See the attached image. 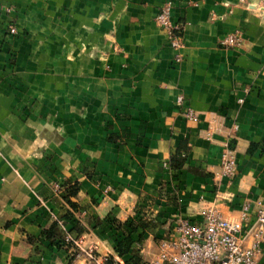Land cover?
I'll list each match as a JSON object with an SVG mask.
<instances>
[{
	"label": "crops",
	"instance_id": "crops-1",
	"mask_svg": "<svg viewBox=\"0 0 264 264\" xmlns=\"http://www.w3.org/2000/svg\"><path fill=\"white\" fill-rule=\"evenodd\" d=\"M165 5L184 25L179 50L155 24ZM228 34L239 44L222 47ZM55 184L77 187L76 209ZM258 202L264 0H0V264H84L66 232L121 259L114 224L199 223L205 204L237 220L248 204V228Z\"/></svg>",
	"mask_w": 264,
	"mask_h": 264
},
{
	"label": "built area",
	"instance_id": "built-area-1",
	"mask_svg": "<svg viewBox=\"0 0 264 264\" xmlns=\"http://www.w3.org/2000/svg\"><path fill=\"white\" fill-rule=\"evenodd\" d=\"M155 24L168 36L174 50L183 47L184 25L171 21L169 5L160 8ZM7 32L10 35L17 34L13 25L7 27ZM239 42L238 34H228L220 41V45L232 48ZM180 60L177 57L174 62L179 63ZM239 102L242 103V100ZM187 117L195 119L191 111ZM206 134L209 136V131ZM235 175V150L229 140L223 146L221 176L232 179ZM53 190L64 200L60 185L55 184ZM249 210L250 205L245 204L237 220H227L214 205L205 204L198 211L201 218L199 223L175 215L168 221L172 232L157 239L155 250L147 252L148 260L141 264H264V204H256L255 220L245 228ZM56 222L65 231L62 222L57 219ZM63 242L73 248L72 259L81 260L84 264H124L119 258L100 253L95 245L86 243L82 237L76 238L66 232ZM137 250L140 254L144 252L143 247H138Z\"/></svg>",
	"mask_w": 264,
	"mask_h": 264
},
{
	"label": "trees",
	"instance_id": "trees-1",
	"mask_svg": "<svg viewBox=\"0 0 264 264\" xmlns=\"http://www.w3.org/2000/svg\"><path fill=\"white\" fill-rule=\"evenodd\" d=\"M183 164V159L180 156H176L172 163V168L179 169ZM77 194V187L75 185L64 189L62 198L70 205L71 208L76 209V205L71 202V198ZM70 218L69 214L64 217V223ZM151 220L144 219L138 216L136 219L127 221L123 225L118 223L115 225V230L121 235H118V241L116 243V253L121 258L124 264H141V257L139 251L133 249V244L142 242L145 233H149L152 226ZM114 223V222H113ZM48 236V235H47ZM53 236L52 234L49 237Z\"/></svg>",
	"mask_w": 264,
	"mask_h": 264
},
{
	"label": "rangeland",
	"instance_id": "rangeland-1",
	"mask_svg": "<svg viewBox=\"0 0 264 264\" xmlns=\"http://www.w3.org/2000/svg\"><path fill=\"white\" fill-rule=\"evenodd\" d=\"M153 215H149L148 216V219L151 220V224L152 226L150 227V231L149 233L152 235V236H156L158 235L159 231H164L165 232V235L163 237H165L166 235L170 234L172 232V228L167 226V227H163L164 225L159 223L156 219V217H152ZM157 239L159 238H156L154 239V243L152 242L150 244V246H147L146 244H144V252L142 254H140V257H141V263L145 262L148 260V255H147V252L149 253H152L154 250H155V245H156V241ZM143 242V240H142Z\"/></svg>",
	"mask_w": 264,
	"mask_h": 264
}]
</instances>
